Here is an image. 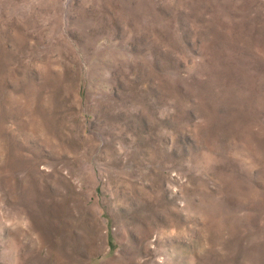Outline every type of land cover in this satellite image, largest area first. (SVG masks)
<instances>
[{"label":"rangeland","instance_id":"1","mask_svg":"<svg viewBox=\"0 0 264 264\" xmlns=\"http://www.w3.org/2000/svg\"><path fill=\"white\" fill-rule=\"evenodd\" d=\"M0 264H264V0H0Z\"/></svg>","mask_w":264,"mask_h":264}]
</instances>
